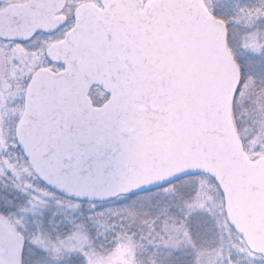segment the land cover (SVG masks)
I'll list each match as a JSON object with an SVG mask.
<instances>
[{"label":"snow or ice","instance_id":"6c2138e0","mask_svg":"<svg viewBox=\"0 0 264 264\" xmlns=\"http://www.w3.org/2000/svg\"><path fill=\"white\" fill-rule=\"evenodd\" d=\"M0 264H264V0H0Z\"/></svg>","mask_w":264,"mask_h":264}]
</instances>
